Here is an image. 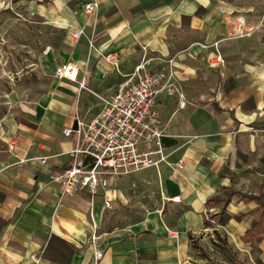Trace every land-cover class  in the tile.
<instances>
[{
	"label": "crops",
	"instance_id": "1",
	"mask_svg": "<svg viewBox=\"0 0 264 264\" xmlns=\"http://www.w3.org/2000/svg\"><path fill=\"white\" fill-rule=\"evenodd\" d=\"M90 1L0 0V20L59 22L80 56L69 62L77 70L74 81L54 77L61 62L51 69L56 80L73 85L74 104L64 116H29L26 123L14 114L0 118V264H205L212 256L204 216L214 208L207 201L229 186L222 169L238 167L237 151L250 154L264 136L249 131L264 127V82H257L247 60L264 61V42L257 50L244 49L259 32L235 37L236 20H226L222 0H95L98 8L88 15L84 5ZM168 59L182 94L157 99L161 129L175 140L166 147L168 163L155 167L156 177L120 189L114 181L94 196H61L48 174L69 162L74 138L63 129L76 120L89 122L101 110V97L112 95L139 63L149 60L153 70ZM86 72L90 91L78 92ZM83 92L91 96L79 109ZM180 159L181 169L175 165ZM175 195L178 202L171 199ZM129 202L138 204L139 218L121 225L114 214L126 215L121 205ZM189 235L199 238L197 248ZM94 245L103 252L98 260Z\"/></svg>",
	"mask_w": 264,
	"mask_h": 264
},
{
	"label": "rangeland",
	"instance_id": "2",
	"mask_svg": "<svg viewBox=\"0 0 264 264\" xmlns=\"http://www.w3.org/2000/svg\"><path fill=\"white\" fill-rule=\"evenodd\" d=\"M222 1L227 9L226 20H235L238 15H242L247 26L251 24L249 28H257L254 31L259 33L243 44L246 50H257L258 42H264V0ZM67 33L61 23L49 20H8L7 16L5 20H0V118L14 114L21 122L26 123L25 118L29 119V116L34 119H39L44 114L64 116L71 109L74 104V100L71 101L73 85L58 81L51 74V69L56 63L80 61L79 54L74 50L76 42L71 43L72 39L67 38ZM247 60L253 67L251 71L258 79L257 82H264V61L254 56ZM111 61L113 60L109 62ZM173 66L175 70V65ZM86 96L91 94L83 92L79 97V109H82ZM249 131L252 134L258 132L257 134L264 135V127L256 132L252 129ZM260 142V145L256 144L255 151L238 156V167L234 170L222 169V173L228 176L230 188L226 190L221 186L218 196L224 198L227 192L233 189L261 193L264 198V169L260 159L264 155V136ZM146 177H156L154 166L132 175L118 176L115 187L120 189L121 185H130L134 180ZM147 194L148 192L141 200ZM121 207L122 212L126 214L122 217L116 216L113 209H110L121 225L125 220H138L137 203H122ZM255 207V203H247L235 195L225 209L222 210L219 203L205 212L206 232H203V235L207 250L212 256L205 264H264V233L250 243L241 240L245 228L250 225L252 216L249 211ZM114 216L110 215L107 220ZM227 216L230 217L227 222H222ZM107 224L110 222L107 221ZM189 239L195 248L199 238L189 235ZM199 255L204 256L203 251ZM223 258L229 261L220 263ZM188 262L190 260L185 263L189 264Z\"/></svg>",
	"mask_w": 264,
	"mask_h": 264
},
{
	"label": "built area",
	"instance_id": "3",
	"mask_svg": "<svg viewBox=\"0 0 264 264\" xmlns=\"http://www.w3.org/2000/svg\"><path fill=\"white\" fill-rule=\"evenodd\" d=\"M97 8L98 3L93 0L84 5V12L91 15ZM235 20L236 37H248L257 29L248 28L242 15ZM81 34V30L75 31L74 40ZM106 60H114V57L107 55ZM148 62L136 65L112 95L101 97V110L89 122L76 120V127L63 129L65 136L74 138V146L67 153L69 162L61 170L48 174L50 181L59 187L61 196L74 192L94 196L99 190L109 188L118 176L168 163L171 152L166 151L161 140L165 134L159 121L157 99L163 94L178 93L176 71L172 59L153 70ZM53 74L58 79L74 81L77 70L69 62H61L55 66ZM81 90L90 91L87 72L78 81V92ZM178 95L182 99V94ZM179 103L184 105L181 100ZM38 160L44 162L45 157H38ZM175 165L183 168V160H178ZM171 199L178 202L179 195ZM104 205L111 207L109 200H105ZM102 255L100 247L94 245V258L98 260Z\"/></svg>",
	"mask_w": 264,
	"mask_h": 264
},
{
	"label": "trees",
	"instance_id": "4",
	"mask_svg": "<svg viewBox=\"0 0 264 264\" xmlns=\"http://www.w3.org/2000/svg\"><path fill=\"white\" fill-rule=\"evenodd\" d=\"M198 11H203V8H200ZM238 155H242L239 151H237ZM262 162V169H264V155L260 158ZM224 169H229L228 164L224 167ZM224 189H229L230 186H223ZM238 196L240 198H243L246 202H254L256 204V207L249 211V214L252 216L250 220L249 227L244 231L243 238L241 239L244 242L250 243L254 238L260 237L261 234L264 233V199L263 194L258 193H247V192H241L238 190H229L227 192L226 197H221L218 195H215L208 199L207 202H212L214 205H217L221 203V209H225L230 202V199L233 196ZM230 217L227 216V218L223 219L222 222H227V219ZM198 247V246H196Z\"/></svg>",
	"mask_w": 264,
	"mask_h": 264
},
{
	"label": "water",
	"instance_id": "5",
	"mask_svg": "<svg viewBox=\"0 0 264 264\" xmlns=\"http://www.w3.org/2000/svg\"><path fill=\"white\" fill-rule=\"evenodd\" d=\"M73 127H76V121H75ZM161 140H162L163 144H164L166 147L172 146V145H174V143H175L174 138H172V137H170V136H166V135H165V136H162Z\"/></svg>",
	"mask_w": 264,
	"mask_h": 264
}]
</instances>
